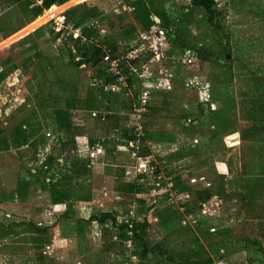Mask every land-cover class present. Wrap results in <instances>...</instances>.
<instances>
[{
  "label": "crops",
  "instance_id": "crops-1",
  "mask_svg": "<svg viewBox=\"0 0 264 264\" xmlns=\"http://www.w3.org/2000/svg\"><path fill=\"white\" fill-rule=\"evenodd\" d=\"M236 1L242 4L245 34L264 35V0H232L233 6ZM64 6H56L57 11ZM34 25L35 22L27 24L5 40L13 42L35 29ZM242 48L244 70L250 66L259 68L248 69L242 75L241 125H236L240 118L234 108L236 93L229 89L231 81L239 79L227 73L225 85L211 90L212 101H205V108L198 107L194 119L180 109L178 113L185 118L179 117L177 125L167 116L162 125L147 126L145 143L149 141L150 152L145 156L137 154L142 145L139 136L136 134V140L127 137L125 130L130 125L126 118L131 115L125 111H120L121 117L115 113L114 125H89L96 116L92 113L102 109L87 111L83 125L75 124L78 108L66 110V125L59 120L58 108L44 109L49 113L50 125H32L27 118L0 125V180L4 188L0 192V241L13 249L0 256V263L11 264V259H19V264H43L45 260L61 258L64 264H82L80 260L88 248L99 246L95 236L105 225L97 218L101 213L116 217L131 213L134 223L144 226V239L150 220L164 232L170 225L184 224L187 215L162 226L154 214L174 205L181 215L184 208L193 206L190 186L177 191L178 205L160 195L169 191L171 182L166 180L178 173L188 177L191 185H203L202 191L194 193L200 203L193 211L195 216L218 217L221 211L212 209L211 202L220 193L208 191L215 182L210 179L211 172L217 168L224 172L227 193L234 202H241L243 224L249 227L248 231L253 228L252 241L264 257V58L250 55L251 50L264 53V41H244ZM51 64L62 82L77 84L70 72L68 76L61 75L57 66ZM46 127L50 130L46 131ZM16 130L18 139L14 136ZM47 133L52 136L47 137ZM76 161L87 169L76 171L72 167ZM143 162L154 164L158 173L144 174L147 167ZM203 170L208 171L201 174ZM200 194L203 198H199ZM221 202L223 211L225 201ZM84 238L90 246L82 249L79 244ZM72 255L76 260L68 262Z\"/></svg>",
  "mask_w": 264,
  "mask_h": 264
},
{
  "label": "rangeland",
  "instance_id": "rangeland-1",
  "mask_svg": "<svg viewBox=\"0 0 264 264\" xmlns=\"http://www.w3.org/2000/svg\"><path fill=\"white\" fill-rule=\"evenodd\" d=\"M132 1L64 0V3L58 6H65L59 8L53 18L10 42L6 41L5 38L29 24L27 23L28 18L34 14L31 11L33 0H0V72L3 71L5 73V78L0 82V125H12L24 118L29 119L32 125L51 124L49 122V113L40 108L36 101L38 98L37 93L41 89V83L46 78H50V76L48 75L49 73L46 74L43 71L38 60L29 61V57L35 52L41 53V59H44L43 62H53L54 66H57L56 69L58 68L57 72L59 71L60 74L64 73V76H68L67 74L71 73L79 88L78 93L75 95L84 97L86 88L93 82L102 86L104 84L103 80L96 79V68L90 64L82 65L80 70L74 69L72 71L69 67V48L75 54L73 61H80L81 59V56L76 53V46L73 41L78 34L80 35V28H77V32L70 31L68 27L66 29L64 25L72 26V24L65 23L66 18L70 15L72 19H75L79 13L89 7L98 6L103 13L87 21L85 25L87 24L97 29L98 40H102L105 36H111L112 42L117 45L119 51L123 52L130 46H139L141 44L137 36L144 30L136 17ZM215 1L216 13L213 17V23L208 21L207 15L203 10L191 4V0H165L163 3L161 1L160 3H155V9L164 10L170 18L180 21V31L178 33L171 32L169 36H166L160 19L154 14L152 15L154 22L152 26L157 25L163 31L167 44L164 54L167 55V58L156 64L150 82L137 81L132 86L137 89L142 87L149 88L152 93V104L160 105L163 95H167L168 100L172 103L171 107L175 109V113L179 111L176 108L178 106L181 111L186 112L188 118L194 119L199 112L198 107L205 108L206 102L211 100L209 98L211 90L216 88L217 85L219 88L225 85V79L228 77L227 73L235 74L239 80L231 81L229 89L234 90L236 93L234 98V105L236 106L234 108L240 117V120L236 121V125L239 123L241 125L239 109L243 103L242 75L243 73H248V69L255 68L258 70L259 68L258 66H250L246 68V71L244 70L243 42H263L264 35L245 34V19L241 3L236 1L233 6L232 0ZM38 3L40 4L41 1ZM46 10H43L41 15ZM246 24L247 26L250 25L249 23ZM127 32L136 35L132 42H129L130 39L129 37L127 38ZM260 36L261 38H259ZM182 38L194 45V48L186 49L193 51L190 64L178 63L168 58L169 54L167 51H171V55H181L184 52H181L182 49L179 44ZM200 48L206 49L211 54L204 59L200 58L197 53ZM250 52H252L250 54L251 57L264 58V53H260L261 51L256 50L253 52L251 50ZM219 57L222 59L220 63L217 62ZM24 61L29 63L27 69L24 67ZM101 64L103 65L102 61ZM135 99L136 96L133 99L130 96H126V100L132 102V107L123 106L120 103L116 112L117 116H120V111L132 115ZM200 101L203 102L201 103ZM62 104L63 101L60 100L59 105ZM78 109L80 111H78V115H75L78 117L74 122L75 124L83 125V116L86 117L88 110L80 107ZM169 117L172 118L171 121L173 123L176 120L175 123L177 125L179 119L170 115ZM126 119L128 120L127 125L137 123V121L129 117ZM164 119V117L159 115L153 118L150 117L148 122L145 123L147 126L162 125ZM113 121L114 119H109L107 125H114ZM142 121L140 125H142ZM85 124L88 125L87 120ZM122 124L126 125V122ZM89 125L95 124L90 121ZM45 130L49 131L50 129L47 128ZM145 145L149 154V141ZM46 148L48 149L49 147L47 146ZM45 149L42 154H44ZM29 153H31V150ZM61 163L65 167V163ZM145 163L143 162L144 165ZM149 165L146 163V167ZM139 168L142 169L143 167ZM63 169L65 170L66 168ZM217 169L218 171L215 169L211 172L210 179L211 181L215 179V182L208 191L209 193L211 192L210 190L220 193V195L214 196L215 201L211 202L212 209L221 211L220 216L206 218L203 215L196 217L193 211L200 203L194 193L202 191L203 185L200 182H195L191 185L189 178L184 177L182 173L174 174L169 180H166L171 182L168 186L169 191H164L160 195L169 199V203L178 205L180 201L177 191L179 192V190L187 186L192 187L193 192L190 199H192L193 206L184 208L183 213L181 212V217L187 215L184 224L170 225L167 229L168 231L164 232L160 229L161 227L154 225V222L150 220L149 228L146 230L144 240L146 241V246L144 248L142 246L138 247L133 241V235L127 231L128 226L125 229V236L123 238L119 236L121 233L119 226L126 225L125 220L127 218L117 217L116 226H112L111 221H108L103 225V229L100 228L99 232H97L95 239L99 242L98 247L96 246L93 249L87 242V238L80 242L79 248L83 249L90 246L85 258L80 260L82 264H180L182 262L184 264H264V257L259 251L257 243L252 241L254 238L253 228L251 227V230L249 229L248 231L249 227L243 224L241 202H234L233 196L227 193L225 180L222 177L224 172L220 168ZM207 171L203 170L201 174H206ZM53 172L50 174L46 173V177H50ZM60 173L62 174L63 171L60 170ZM3 191L4 188L0 180V192L2 193ZM147 196L144 195L146 198ZM236 198L241 200V196ZM222 200L225 201L223 211L220 210ZM230 204L232 205L229 208ZM2 212L3 210L0 208L1 220ZM128 214L132 219V214ZM196 222H198L197 226L199 228L196 227ZM4 243L6 242L0 241V256L13 250L11 246H3ZM143 252L144 256H142ZM73 259L74 261L76 260L72 255L67 260L71 262ZM1 260L0 257V262ZM10 263L19 264V259H11ZM43 264L64 263L61 258H52L43 261Z\"/></svg>",
  "mask_w": 264,
  "mask_h": 264
},
{
  "label": "trees",
  "instance_id": "trees-1",
  "mask_svg": "<svg viewBox=\"0 0 264 264\" xmlns=\"http://www.w3.org/2000/svg\"><path fill=\"white\" fill-rule=\"evenodd\" d=\"M41 1L39 4L38 2ZM131 1V0H128ZM160 1L163 3L165 0H133L132 5L134 7V11L136 14L137 19L140 21V25L142 29L148 30L153 25V19L152 15L154 14L157 18L160 19L161 26L163 30L165 31V35L169 36L171 32L178 33L180 31L179 29V23L180 21H176V19L170 18V16L166 13V11L161 9H155V3ZM87 2V1H85ZM84 2V3H85ZM64 3V0H33L31 11L34 12L33 16L28 18L29 24H32L35 22L36 25H34V28H37L44 24L46 21H48V17L42 14L43 10L50 9L52 6H58ZM82 3V4H84ZM191 4L194 7L200 8L205 12L207 15L208 21L210 23H213V17L216 13L215 0H191ZM81 6V5H79ZM103 13L102 9L98 6H91L85 11H82L78 14L77 18L72 19L69 15L66 18L65 23L72 24L74 28H80V35L75 37L73 39L74 44L76 46V53L81 56L80 61H73L75 58V54L73 53L72 49H68L70 59L68 63L72 66H74L77 70H80L82 68V65H91L96 68L95 75L97 76V80H103L104 83H110L112 82L111 76H109L104 68L102 67L101 61L103 57V46H107L112 50V53L115 55L118 53V47L117 45L112 42L111 36H105L102 40H98L99 34L97 32V29L92 28L90 25H85V23ZM41 15V16H40ZM40 16V17H39ZM171 29V30H169ZM61 32V31H59ZM127 38L129 37V42H132L136 35L127 32L126 33ZM85 39V40H83ZM181 46V52L185 51L187 48H194V45L187 42L185 38H182L180 41ZM172 44V43H171ZM169 55H171V51L167 52ZM198 55L200 58L204 59L211 53L207 51L204 48L198 49ZM205 53V54H204ZM226 56V55H225ZM227 59V58H225ZM38 60L40 62V65L43 69V71L50 76V78H46L44 82L41 83V89L38 91L36 99L37 104L40 108H58V117L62 125L67 124V114L66 110L70 108H81L84 110H99V113L96 114L95 118H93L94 124L96 126L98 125H107L108 120L117 119L115 116V113L118 110V105L122 103L123 106L132 107V102L130 100H126L125 98L121 97V93H116L112 91H106L102 87H100L98 84H95L94 82L89 85L85 90V96L81 97L78 95H75L78 93L79 88L77 84H68L65 82H62L54 72V69L52 67V64L48 61L43 62L44 59H41V53L35 52L31 57H29V61ZM42 60V61H41ZM217 62H222V59L219 57L217 59ZM24 67L27 69L29 67V63L27 61H24ZM124 72H129L128 67L125 65L122 66ZM47 76V75H46ZM5 78V73L3 71L0 72V82L3 81ZM132 78L130 76L129 82L131 86ZM133 87V86H132ZM134 93H136L139 89L132 88ZM136 96V95H135ZM162 100L160 102V105L158 104H152L150 101V104L147 107V111L143 114V121H142V131L143 135L139 137V140L141 141V147L138 149L137 154L139 156H145L148 154L147 147H146V137H147V125L145 122H148L150 117H167V116H173L177 118H185L182 113H175V109L171 107V102L168 100L167 95H163ZM60 100L63 101L62 105H59ZM151 100H152V93H151ZM132 101V100H131ZM177 109H181L180 107H176ZM104 112V113H103ZM126 118V116L122 117ZM131 119H133V116H131ZM135 124L130 125L126 130V134L128 139L130 140H136V133L134 131ZM14 136L16 139H18L19 132L16 130L14 133ZM19 146V145H18ZM16 146V147H18ZM147 153V154H146ZM72 167L78 171L83 168V170H86V165L82 164L80 161H76L72 163ZM158 173V169L154 164L149 165L146 168V171L144 174H156ZM199 198H203L201 194L199 195ZM155 216L158 219V224L162 226H167V224L175 222V220L180 218V211L177 207L174 205H168L162 209H158L154 212ZM99 222L102 224H106L108 221H111L112 226H116L117 224V217L112 213H101L100 216L97 217ZM133 227H132V239L133 241L139 246H142L145 248L146 241L142 237L141 231L143 230V225H138L134 223L132 219ZM119 229L121 230V233L119 236L122 238L125 236V229L126 225L119 226ZM144 252L142 253V256H144ZM180 264H184L183 262Z\"/></svg>",
  "mask_w": 264,
  "mask_h": 264
},
{
  "label": "built area",
  "instance_id": "built-area-1",
  "mask_svg": "<svg viewBox=\"0 0 264 264\" xmlns=\"http://www.w3.org/2000/svg\"><path fill=\"white\" fill-rule=\"evenodd\" d=\"M64 27L66 29L68 27L72 32L78 31L77 28L74 29L71 25H64ZM137 39L141 42L139 46H130L123 52L118 50V53L115 55L109 47L105 45L103 46L102 66L105 72L111 76L112 82L104 83L101 87L106 91L130 96L132 99L136 95V99L134 100L135 105L132 108L133 113L131 116H133V119L137 121V123H135L134 130L140 137L143 135L142 125H140V123L142 121L143 114L147 111V107L150 104L151 90L147 87H142L134 93L132 89L133 87L129 82V78L131 76L132 80L135 81L150 82L152 80L156 64L167 58V55L164 54L165 46L167 44L165 42L163 31L157 25L151 26L148 30H143L137 36ZM192 52L193 51L191 50H185L181 55H168V58H171L178 63L190 64L192 61ZM123 65L128 67L129 72L123 71ZM92 115L95 116L96 113L93 112ZM46 136L50 137L51 133H47ZM121 216L127 218V220H125V224L128 226L127 231L129 234H132L133 223L130 215L128 213H122Z\"/></svg>",
  "mask_w": 264,
  "mask_h": 264
},
{
  "label": "bare ground",
  "instance_id": "bare-ground-1",
  "mask_svg": "<svg viewBox=\"0 0 264 264\" xmlns=\"http://www.w3.org/2000/svg\"><path fill=\"white\" fill-rule=\"evenodd\" d=\"M57 13V8L56 6H52L50 9L46 10L44 14L48 17V19L53 18Z\"/></svg>",
  "mask_w": 264,
  "mask_h": 264
}]
</instances>
